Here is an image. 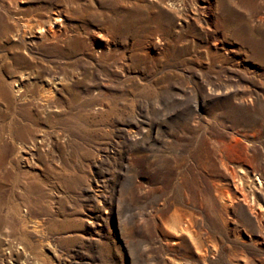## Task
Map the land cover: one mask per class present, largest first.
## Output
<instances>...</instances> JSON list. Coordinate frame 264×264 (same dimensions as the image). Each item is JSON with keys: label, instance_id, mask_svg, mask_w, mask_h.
Segmentation results:
<instances>
[{"label": "rangeland", "instance_id": "374dc122", "mask_svg": "<svg viewBox=\"0 0 264 264\" xmlns=\"http://www.w3.org/2000/svg\"><path fill=\"white\" fill-rule=\"evenodd\" d=\"M0 264H264V0H0Z\"/></svg>", "mask_w": 264, "mask_h": 264}]
</instances>
